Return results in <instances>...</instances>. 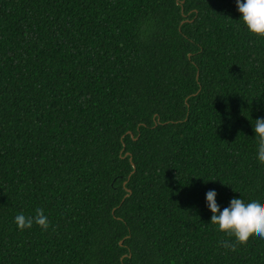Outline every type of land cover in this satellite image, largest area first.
<instances>
[{
  "label": "trees",
  "instance_id": "obj_1",
  "mask_svg": "<svg viewBox=\"0 0 264 264\" xmlns=\"http://www.w3.org/2000/svg\"><path fill=\"white\" fill-rule=\"evenodd\" d=\"M238 15L0 0V264H264V239L216 232L204 204L264 199V38ZM37 208L48 228L17 229Z\"/></svg>",
  "mask_w": 264,
  "mask_h": 264
},
{
  "label": "clouds",
  "instance_id": "obj_2",
  "mask_svg": "<svg viewBox=\"0 0 264 264\" xmlns=\"http://www.w3.org/2000/svg\"><path fill=\"white\" fill-rule=\"evenodd\" d=\"M238 19L249 35L264 38V0H234ZM251 129L256 141V159L264 163V117L253 120ZM239 194V193H238ZM215 189L204 193V204L210 213L208 223L214 226L218 233L233 237L243 243L250 234L264 239V199L257 196L241 198L231 197L227 205L221 207L216 202ZM17 229L30 228L35 223L41 229L48 228V218L40 208L35 209V215L26 217L18 213L13 217Z\"/></svg>",
  "mask_w": 264,
  "mask_h": 264
}]
</instances>
